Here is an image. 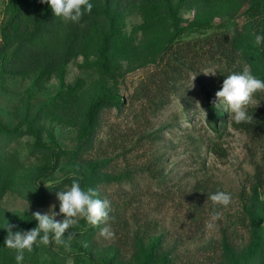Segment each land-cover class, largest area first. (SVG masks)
<instances>
[{"label": "trees", "instance_id": "obj_1", "mask_svg": "<svg viewBox=\"0 0 264 264\" xmlns=\"http://www.w3.org/2000/svg\"><path fill=\"white\" fill-rule=\"evenodd\" d=\"M91 3V12L83 15L78 23H66L40 0L6 1L5 18L0 25V88L16 77L22 80L31 77L32 84L15 107L16 125L9 126L0 114V225L6 219L16 230L26 231L37 223L33 216L10 211L2 205L8 192L27 196L42 206L55 190L70 186L76 178L82 187L96 189L100 198L111 204L115 198L130 199L141 192L144 187L136 184L137 177L147 179L158 191L168 188V178L155 169L162 164L160 156L145 167L119 172L108 168L110 159L85 157L94 143L103 142L97 134L103 111L123 110V97L115 85L118 80L115 76L124 60L128 64L154 63L155 70L146 83L138 84L134 91L136 95L146 96L152 114L167 104L179 80L190 72L215 64L217 76L204 91L208 124L218 131L230 121L232 126L242 128L255 139H264V108L248 106L253 121L237 124L228 112L214 105V93L231 72L250 71L264 79V44H255L256 34H264V0H91ZM132 7L141 21L127 32L126 9ZM182 11L191 12V17L183 18ZM216 20L219 23L215 24ZM228 22L232 25L225 27ZM216 26L222 29L205 33ZM197 31L203 35L192 37ZM139 34L140 41L136 42ZM77 57H82L83 66L96 69L89 92L82 88L81 80L73 85L65 81L68 64ZM51 77L58 79L59 89L49 100L33 104L28 96L32 86L41 87ZM110 80L113 83L109 84ZM48 119H64L76 128L75 147L52 148L43 141L41 133ZM52 130L47 129L48 135ZM23 134L33 136L27 150L30 156L40 153L41 164L37 161L38 164L27 166L19 151L9 146ZM106 142L110 144L113 140ZM65 156L72 159L74 173L58 183L42 185L40 178L51 174L59 159ZM263 183L264 172L255 177L250 199L243 204L242 225L247 238L238 246L224 235L220 253L207 264H264V200L258 192ZM115 185L119 186L118 190L108 189ZM110 217L107 225L96 227L81 218L69 230L74 233L70 251L60 245L55 249L53 242L34 246L31 253H25L24 264H170L167 253L162 256L158 253L161 234H147L136 227L129 236L127 221H121L112 207ZM105 226H110L117 238L132 239L129 255L115 241L100 245L99 238H104L100 229ZM6 234L0 229V264H16L15 250L4 244Z\"/></svg>", "mask_w": 264, "mask_h": 264}, {"label": "rangeland", "instance_id": "obj_2", "mask_svg": "<svg viewBox=\"0 0 264 264\" xmlns=\"http://www.w3.org/2000/svg\"><path fill=\"white\" fill-rule=\"evenodd\" d=\"M6 1L0 0V25L5 18ZM180 14L185 19L192 15L187 11ZM126 15V30L129 32L141 18L133 7L126 9ZM215 22L217 24L219 20ZM225 24V27L232 25L231 22ZM221 29L216 26L205 33H217ZM202 35L199 31L191 34L192 37ZM140 38L139 34L136 42ZM82 63V57H77L68 64L65 81L73 85L81 80L82 88L89 92L88 87L95 80L96 69L83 66ZM118 67L115 85L123 97V110L116 112L115 108H111L103 111L97 133L103 142H100L101 146L99 142L94 143L85 157L110 159L108 168L119 172L125 168L132 170L145 167L154 157L160 156L162 164L155 166V169L162 171L168 178V188L158 191L147 179L137 177L136 184L144 187L141 192H136L130 199L124 196L112 200L111 207L117 210L120 220L127 221L129 236L136 227L147 234H161L158 253L160 256L167 253L170 264H207L220 253V241L224 235L234 245L241 246L247 238L242 225L243 204L250 199L255 177L264 172V139H255L242 128L232 126L230 121L218 131L208 124L204 91L210 88L217 76L215 64L199 68L179 80L175 93H170L167 104L156 114L150 111L146 96L134 92L137 85L146 83L155 70L154 63L128 64L124 60ZM214 70L215 74H207ZM108 83H113V80ZM31 84V77L24 80L16 77L9 79L5 88H0V114L9 126L16 125L15 107L20 98L26 96V89ZM58 89V79L51 77L41 87L32 86L28 96L35 104L49 100ZM248 106L263 109L264 92L254 94ZM44 125L41 137L52 148L75 147L77 130L69 121L48 119ZM50 127L53 130L48 135L47 129ZM33 139V136L23 134L9 145L19 151L21 160L27 166L38 164L39 161L41 164L42 161L38 152L29 155L27 143ZM107 139L113 142L109 144ZM72 163V159L61 157L56 169L41 177L39 182L46 186L58 183L74 173ZM68 187L60 189L67 190ZM118 188L115 185L108 189ZM60 189L55 190L42 206L34 204L27 196L12 192H8L1 203L6 209L24 213L28 217H32L30 214L35 212H48L53 205L55 207L52 210L58 212L56 193ZM218 190L232 194L229 206L215 205L209 199L210 194ZM258 192L260 199L264 200V183ZM213 210L220 212V218L210 228L208 224ZM55 218L60 220L63 217L61 214ZM99 239L100 245L116 242L127 255L133 249V241L128 237ZM52 246L59 248L54 242ZM64 250L70 251L69 247H64Z\"/></svg>", "mask_w": 264, "mask_h": 264}, {"label": "clouds", "instance_id": "obj_3", "mask_svg": "<svg viewBox=\"0 0 264 264\" xmlns=\"http://www.w3.org/2000/svg\"><path fill=\"white\" fill-rule=\"evenodd\" d=\"M40 2L46 3L53 15L66 23H78L82 16L90 13L93 8L91 0H40ZM255 44L258 46L264 44V34H256ZM215 73L214 70L207 74ZM258 92H264V79L257 78L250 71H233L225 76L221 88L216 92L214 105L217 109L228 112L237 124L251 123L253 115L248 111V105ZM56 198L59 202V211H53L52 208L55 207L53 205L48 212L33 213L37 223L30 230H16V226L6 219L4 224L0 225V229L7 233L4 244L7 248L15 250L16 264H24L25 253H31L34 246H47L54 242L65 248L70 247L74 233L69 230L77 225L81 218L92 227L107 225V221L111 219V202L100 198L96 189L82 187L79 178L73 179L67 190L60 189L56 193ZM209 199L215 205L227 207L232 202V194L218 190L210 194ZM61 214L63 218L57 220L55 217ZM219 218L220 212L213 210L208 227L211 228ZM100 235L110 239L114 238L115 233L110 230V226H105L100 229Z\"/></svg>", "mask_w": 264, "mask_h": 264}]
</instances>
